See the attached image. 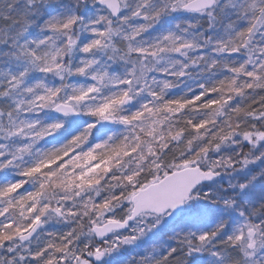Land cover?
Instances as JSON below:
<instances>
[{
  "label": "snow or ice",
  "instance_id": "snow-or-ice-1",
  "mask_svg": "<svg viewBox=\"0 0 264 264\" xmlns=\"http://www.w3.org/2000/svg\"><path fill=\"white\" fill-rule=\"evenodd\" d=\"M0 264H264V0H0Z\"/></svg>",
  "mask_w": 264,
  "mask_h": 264
}]
</instances>
